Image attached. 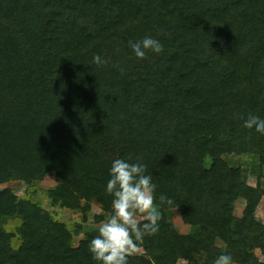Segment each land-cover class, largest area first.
Returning <instances> with one entry per match:
<instances>
[{
  "label": "trees",
  "instance_id": "1",
  "mask_svg": "<svg viewBox=\"0 0 264 264\" xmlns=\"http://www.w3.org/2000/svg\"><path fill=\"white\" fill-rule=\"evenodd\" d=\"M147 35L163 50L138 59L130 42ZM250 113L264 118V0H0V184L25 185L0 189V264H98L88 213L93 202L112 213L116 158L146 165L161 214L128 264H214L222 253L264 264V135L243 126ZM233 155L256 162L255 185ZM49 172L48 204L88 224L68 226L32 198ZM172 207L194 234L176 231Z\"/></svg>",
  "mask_w": 264,
  "mask_h": 264
},
{
  "label": "clouds",
  "instance_id": "2",
  "mask_svg": "<svg viewBox=\"0 0 264 264\" xmlns=\"http://www.w3.org/2000/svg\"><path fill=\"white\" fill-rule=\"evenodd\" d=\"M130 47L138 59H144L147 51L160 53L164 46L156 37L147 35L130 42ZM93 60L97 65L107 63L99 55H95ZM243 126L264 135V118L258 115L248 114ZM156 187L152 175L146 174L144 163L123 158L112 161L105 185V192L112 197V213L89 241V252L98 264H128V256L137 247V242L159 231L161 214L154 203ZM159 201L171 203L163 194ZM232 260L231 253H222L214 264H232Z\"/></svg>",
  "mask_w": 264,
  "mask_h": 264
},
{
  "label": "rangeland",
  "instance_id": "3",
  "mask_svg": "<svg viewBox=\"0 0 264 264\" xmlns=\"http://www.w3.org/2000/svg\"><path fill=\"white\" fill-rule=\"evenodd\" d=\"M229 159L236 163H241L242 164V172L244 179L246 180L247 183L251 185H255L257 181V171L255 169V163L252 162V159L249 158L248 156H230ZM263 174H264V169H263ZM262 181V186L264 188V176L261 179ZM55 184V179L54 175L52 172H49L46 174L42 180H40L37 184L36 187L41 190L40 193H35L32 195V198L35 200H39L42 203V207L44 210L49 211L51 215L68 226H74L75 224H88L84 222L83 220V215L79 211H73L65 208H59V207H51L47 200L44 197L45 191L53 186ZM11 188L15 194L17 195H22L24 193L25 185L24 183L18 181V180H12L9 182L1 183L0 184V189L2 188ZM245 206V200L244 199H238L235 202L234 205V211L233 215L236 218H240L242 216V212ZM103 214L104 220L101 222H93L92 218L94 217L95 214ZM166 214H167V219L169 222L174 226L177 232L183 233V234H194L196 231V228L191 225L184 224L180 218L179 211L172 207V208H166ZM110 215L108 213H103L102 210L100 209L99 205L95 202L91 204V210L88 213V222L94 223L93 225L99 227L103 222H105ZM255 216L257 219L262 221L264 223V196L261 198L256 210H255ZM139 219H143L142 216L138 215ZM20 219H14V220H9L5 224V229L8 232L15 233L16 227L20 224ZM81 235H78L75 239V242L77 243L78 240L80 239ZM19 240L14 239L12 241V245L14 248H16L19 245ZM141 249L133 250L131 253H137L140 252ZM256 254L259 255V258L262 262H264V258L260 255L259 250H256ZM178 264H184L183 261H180Z\"/></svg>",
  "mask_w": 264,
  "mask_h": 264
}]
</instances>
